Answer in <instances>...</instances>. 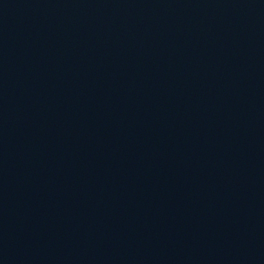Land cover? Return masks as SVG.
I'll return each instance as SVG.
<instances>
[{
  "label": "water",
  "instance_id": "water-1",
  "mask_svg": "<svg viewBox=\"0 0 264 264\" xmlns=\"http://www.w3.org/2000/svg\"><path fill=\"white\" fill-rule=\"evenodd\" d=\"M0 264H264V0H0Z\"/></svg>",
  "mask_w": 264,
  "mask_h": 264
}]
</instances>
